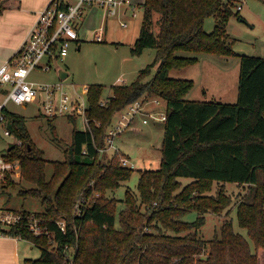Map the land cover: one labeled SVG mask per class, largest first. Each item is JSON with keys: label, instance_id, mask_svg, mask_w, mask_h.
I'll return each mask as SVG.
<instances>
[{"label": "trees", "instance_id": "16d2710c", "mask_svg": "<svg viewBox=\"0 0 264 264\" xmlns=\"http://www.w3.org/2000/svg\"><path fill=\"white\" fill-rule=\"evenodd\" d=\"M5 2L0 0V14ZM234 6L233 0H145L140 33L130 52L140 56L155 50L154 61L131 84L113 86L106 105L101 100L104 87L89 86L87 129H74L65 160L52 162L50 180L45 152L32 140L26 119L7 114V127L22 145L9 147L6 155L19 160L25 178L35 184L20 195L41 199L45 206L42 213L20 210V223L0 227V235L40 249L38 259L27 258L23 264H264V57L240 56L235 103L188 100L195 82L171 77L197 65L200 55L236 56L227 30ZM210 17L216 26L207 33ZM154 68L156 74L146 81ZM146 93L167 103L162 161L158 169L141 171L137 196L127 191L117 226L119 201L105 193L128 181L134 169L122 165L129 157L120 150L105 164L98 149L106 147L114 115ZM181 178L192 182L183 187ZM229 183L249 186L236 210L254 249L235 231L232 219L223 221L213 239L201 237L205 214L220 215L231 207ZM215 185L218 191L212 195ZM95 191L102 195L92 198ZM82 200L89 202L74 213ZM193 211L198 218L186 221ZM31 216L38 220L40 234L30 229Z\"/></svg>", "mask_w": 264, "mask_h": 264}, {"label": "rangeland", "instance_id": "374dc122", "mask_svg": "<svg viewBox=\"0 0 264 264\" xmlns=\"http://www.w3.org/2000/svg\"><path fill=\"white\" fill-rule=\"evenodd\" d=\"M137 8V17H133V12L107 15L100 7L87 9L84 14V21L79 29L80 49L73 45L69 50V55L65 60H57L51 63L52 68L48 71L38 69L34 71L29 81L37 86L56 85L60 82L65 84V91L70 96H74L75 88L78 92L83 91L84 85H100L104 87L101 100L107 101L113 95L112 87L118 84H131L139 75L140 70L152 63L156 52L147 49L140 56H132L131 46L136 41L140 33L141 21L144 10L142 0H131ZM145 1V0H143ZM235 6L228 21V34L235 41L233 52L236 56L222 57L211 54L200 55L199 63L190 68L174 71L171 77L178 79L193 80L195 86L186 96L188 100H218L224 103H235L237 101L238 83L240 75V56H260L264 57V0H233ZM144 3V2H143ZM142 3V4H143ZM241 5L242 10L238 11L237 6ZM240 15L238 18L237 16ZM122 22L127 23V27L122 26ZM216 26V20L212 17L205 21V31L211 33ZM101 37L102 42L97 38ZM230 41V40H229ZM68 74L67 78L61 79L60 73ZM157 72L152 70L151 75L146 79L149 81ZM84 103L88 106V97L83 96ZM140 100L148 103V112H166L167 103L164 99L156 95L144 94ZM159 104H155V101ZM9 109L23 116L26 119L29 133L37 147L45 152L48 163L45 165L46 178L51 179L53 175L54 161L65 160V149L72 143L74 129L86 130L87 121L84 115H76V120L70 121L68 114L56 117L48 121L45 116L40 100L28 104L25 107L10 104ZM120 113V112H119ZM119 113L114 115L113 123L119 118ZM144 116H137L134 123L124 130L116 139L114 147L102 153V160L109 164L115 152L120 150L122 154L129 157L128 160L134 164L135 168L128 181L122 182L117 190H107L105 197L118 200L116 212V225H119V213L124 208L123 200L127 191L130 190L136 196L139 194L138 184L141 171L145 169H158L162 161V143L165 135V123L153 120L149 117V123L144 124ZM57 133L55 140L54 129ZM18 144L14 137H6L0 127V155L7 152L10 145ZM22 145V143L20 144ZM183 187L192 182L191 179L181 178ZM35 184L28 181L20 166L19 176L14 174L9 176L0 184V206L7 212L26 210L35 213L45 211L41 199L33 197H22L20 191L32 190ZM218 185H215L210 194H217ZM228 195L232 198L231 207L220 215L205 214L206 224L201 229V237L204 240H211L215 235H219L223 221L232 219L234 229L247 238L254 249L253 242L249 239L247 231L239 226L237 220V204L243 200L248 193V185H238L236 183L226 184ZM4 189V190H3ZM101 192H93L92 198L101 196ZM140 198V197H139ZM138 198V199H139ZM85 201L77 203L74 213ZM229 213V214H228ZM199 214L191 212L186 216V221H195ZM41 256L39 248L32 249L30 257L38 259Z\"/></svg>", "mask_w": 264, "mask_h": 264}, {"label": "built area", "instance_id": "2783aa9c", "mask_svg": "<svg viewBox=\"0 0 264 264\" xmlns=\"http://www.w3.org/2000/svg\"><path fill=\"white\" fill-rule=\"evenodd\" d=\"M92 7H100L108 15H116L123 8H127L126 14L132 11L133 17H137V8L131 0H49L48 5L39 11L37 22L22 48L10 61L0 66V127H2L4 136L15 138L7 127L6 116L12 112L9 109L10 104L25 107L40 100L43 113L49 119L79 113L86 119L87 105L84 103L83 96L87 95L89 86L84 85L83 91L78 92V87L72 84L75 88V95L72 97L69 92L65 91L63 82L53 86H37L36 83L29 81V77L38 69L50 70L53 61L65 60L72 44L79 40L78 30L86 9ZM237 10L241 11L242 6H237ZM122 26L127 27V23L122 22ZM97 41L102 42L103 40L98 37ZM108 101H103L102 105H106ZM154 103L159 104V101ZM147 105V102L138 100L120 112L119 118L109 128L106 147L98 151L105 153L113 148L115 139L134 123L137 116L145 117L144 124L149 123V118L166 122V112H148ZM122 165L135 168L128 159H124ZM20 166L19 160H11L6 153L0 155V184L9 176L14 174L19 176ZM22 219L23 216L19 212L6 213L0 209L1 228L16 225ZM27 220L30 229L35 234H40L41 228L35 216L27 217ZM61 228L64 230L65 224L62 223Z\"/></svg>", "mask_w": 264, "mask_h": 264}, {"label": "crops", "instance_id": "0c3cea01", "mask_svg": "<svg viewBox=\"0 0 264 264\" xmlns=\"http://www.w3.org/2000/svg\"><path fill=\"white\" fill-rule=\"evenodd\" d=\"M5 1L6 9L0 14V66L10 61L22 48L37 22L39 11L49 3V0ZM143 2L142 0L138 4L142 6ZM126 9L123 8L121 13L126 15ZM83 21L84 17L81 20V26ZM80 43L78 40L72 46L77 45L79 50ZM0 208L4 209L2 206ZM34 248L37 247L29 241L0 235V264H23L25 259L31 258L30 253Z\"/></svg>", "mask_w": 264, "mask_h": 264}, {"label": "water", "instance_id": "95a60500", "mask_svg": "<svg viewBox=\"0 0 264 264\" xmlns=\"http://www.w3.org/2000/svg\"><path fill=\"white\" fill-rule=\"evenodd\" d=\"M67 76H68V74L65 73V72H61V73H60V78H61V79H65V78H67ZM14 145H15V144L10 145V148H12Z\"/></svg>", "mask_w": 264, "mask_h": 264}]
</instances>
